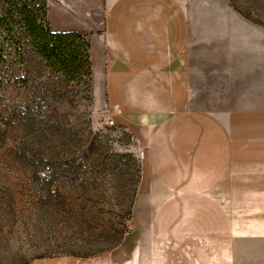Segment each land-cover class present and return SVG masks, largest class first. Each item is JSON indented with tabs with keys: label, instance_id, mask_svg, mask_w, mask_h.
I'll return each instance as SVG.
<instances>
[{
	"label": "crops",
	"instance_id": "0c3cea01",
	"mask_svg": "<svg viewBox=\"0 0 264 264\" xmlns=\"http://www.w3.org/2000/svg\"><path fill=\"white\" fill-rule=\"evenodd\" d=\"M225 21L206 25L197 64L182 0H48L53 32L88 36L92 95L149 175L135 252L42 264H264V30Z\"/></svg>",
	"mask_w": 264,
	"mask_h": 264
},
{
	"label": "rangeland",
	"instance_id": "374dc122",
	"mask_svg": "<svg viewBox=\"0 0 264 264\" xmlns=\"http://www.w3.org/2000/svg\"><path fill=\"white\" fill-rule=\"evenodd\" d=\"M182 1L197 64L206 25L217 16L242 33L250 24L264 30V0ZM231 14L242 21L229 22ZM89 85H74L69 93L55 86L51 110L35 125L17 116L8 129L0 115V264L135 252L147 150L110 125L104 100L95 99Z\"/></svg>",
	"mask_w": 264,
	"mask_h": 264
},
{
	"label": "trees",
	"instance_id": "16d2710c",
	"mask_svg": "<svg viewBox=\"0 0 264 264\" xmlns=\"http://www.w3.org/2000/svg\"><path fill=\"white\" fill-rule=\"evenodd\" d=\"M91 76L88 36L53 32L48 0H0V115L6 128L17 116L35 125L51 110L55 86L69 93L74 85H91Z\"/></svg>",
	"mask_w": 264,
	"mask_h": 264
},
{
	"label": "built area",
	"instance_id": "2783aa9c",
	"mask_svg": "<svg viewBox=\"0 0 264 264\" xmlns=\"http://www.w3.org/2000/svg\"><path fill=\"white\" fill-rule=\"evenodd\" d=\"M110 125H113V122H112V121L110 122ZM130 229H132V227H131V226H130Z\"/></svg>",
	"mask_w": 264,
	"mask_h": 264
}]
</instances>
